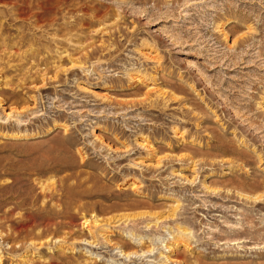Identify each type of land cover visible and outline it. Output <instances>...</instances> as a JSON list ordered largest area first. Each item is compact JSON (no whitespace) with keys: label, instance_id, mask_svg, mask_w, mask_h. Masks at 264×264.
Segmentation results:
<instances>
[{"label":"rangeland","instance_id":"1","mask_svg":"<svg viewBox=\"0 0 264 264\" xmlns=\"http://www.w3.org/2000/svg\"><path fill=\"white\" fill-rule=\"evenodd\" d=\"M37 1L0 0V264H264V0Z\"/></svg>","mask_w":264,"mask_h":264},{"label":"bare ground","instance_id":"2","mask_svg":"<svg viewBox=\"0 0 264 264\" xmlns=\"http://www.w3.org/2000/svg\"><path fill=\"white\" fill-rule=\"evenodd\" d=\"M49 2V0H41V1H37V3H36V7H38V8H40V9H42V10H46V8H45V6H46V4ZM50 3V2H49ZM20 9H22V7H19ZM20 11V10H19ZM21 12H24V11H21ZM25 13V12H24ZM42 12L41 11H39V12H36L35 13V15H36V17H38L40 14H41ZM43 188H45V187H43ZM71 190H73V189H71ZM63 206V205H62ZM61 206V207H62ZM64 207H65V205H64ZM44 208V207H43ZM39 219H40V224L42 223V224H47V223H50V221H51V217H50V215H48V214H45V215H41L40 217H39ZM26 224H28V221H23V222H20V223H18L17 225H16V227L17 228H20V229H25V227H26ZM46 229V228H45ZM43 234H46V230L44 231V232H42L41 233V235H43ZM3 239V241L4 240H11L12 242H22V241H25V240H23V237L21 236V233L19 232L17 235H13V234H6L5 236H4V238H2ZM11 251H13V250H11ZM1 258V257H0Z\"/></svg>","mask_w":264,"mask_h":264}]
</instances>
